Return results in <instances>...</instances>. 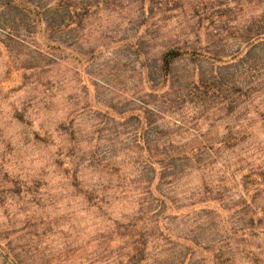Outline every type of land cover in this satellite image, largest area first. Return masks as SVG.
<instances>
[{
  "label": "rangeland",
  "instance_id": "rangeland-1",
  "mask_svg": "<svg viewBox=\"0 0 264 264\" xmlns=\"http://www.w3.org/2000/svg\"><path fill=\"white\" fill-rule=\"evenodd\" d=\"M0 264H264V0H0Z\"/></svg>",
  "mask_w": 264,
  "mask_h": 264
},
{
  "label": "trees",
  "instance_id": "trees-1",
  "mask_svg": "<svg viewBox=\"0 0 264 264\" xmlns=\"http://www.w3.org/2000/svg\"><path fill=\"white\" fill-rule=\"evenodd\" d=\"M196 52L192 48L174 47L166 50L161 57V69L166 73L169 70L170 63L177 57L184 55H194Z\"/></svg>",
  "mask_w": 264,
  "mask_h": 264
}]
</instances>
